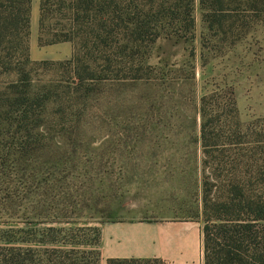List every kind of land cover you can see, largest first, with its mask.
Wrapping results in <instances>:
<instances>
[{
  "label": "rangeland",
  "instance_id": "rangeland-1",
  "mask_svg": "<svg viewBox=\"0 0 264 264\" xmlns=\"http://www.w3.org/2000/svg\"><path fill=\"white\" fill-rule=\"evenodd\" d=\"M142 1L120 0L121 15L128 18V2L140 11ZM40 2L31 0L26 33L0 23V196L13 197V211L0 210V230L53 225L63 236L77 230L79 262L101 264L95 242L107 219L200 215L205 94L231 88L243 126L264 118V2L227 1L221 37L208 33L195 0L192 34H160L141 53L126 55L108 43L96 48L100 36L108 42L132 36L121 20L100 30L104 20L95 7L77 28L89 47L80 38L49 44V29L41 45ZM21 91L32 111L23 122L13 106ZM42 91L45 97L32 100L29 93ZM43 98L49 115L42 123Z\"/></svg>",
  "mask_w": 264,
  "mask_h": 264
},
{
  "label": "trees",
  "instance_id": "trees-1",
  "mask_svg": "<svg viewBox=\"0 0 264 264\" xmlns=\"http://www.w3.org/2000/svg\"><path fill=\"white\" fill-rule=\"evenodd\" d=\"M4 1L8 6L5 16H0V23L8 31L13 26L20 27L26 33L31 0H0V7ZM227 1L229 0H200L203 21L207 24L210 35L214 32L221 37L227 35ZM158 2L159 4L143 0L142 8L134 11L135 13L128 2V18H125L119 8L120 0H41L39 42L44 45L45 30L49 29V44H77V39L80 38V44L85 48L89 47L87 40L78 34L77 28L85 22L94 7L99 14L102 11L99 23L102 20L104 22L99 24L100 30L117 27L120 20L127 23L132 37L108 42L100 36L94 42L96 48L102 43H108L111 51L116 54L126 55L135 51L141 53L144 47L155 43L160 34L179 37L181 34L186 36L193 33L195 0ZM49 18H57L59 23L53 25ZM149 35L154 36L153 39L145 40ZM80 82L84 83L81 77ZM78 86L77 93L83 88L81 84ZM15 87L18 88L19 85ZM29 94L32 100L45 97L44 91ZM25 95L28 94L23 91L17 93L13 103L21 122L27 120L32 113ZM38 107L39 118L43 123L49 115L46 99L43 98ZM199 113L203 154L201 217L204 264H264V118L257 120L252 126H243L234 90L222 87L202 97ZM40 132L41 130H37L38 134ZM17 154L23 155L21 152ZM18 161L21 162L22 157ZM6 195L0 196V210L10 213L13 211V197ZM64 232V229L53 225L44 230L31 227L0 230V264H81L78 257L82 252L76 249L83 243L77 242V230L69 228L68 234L63 236ZM62 237L72 238V241H66ZM97 237L96 247L99 246V229ZM61 244L71 245V249H58ZM109 264L151 262L110 260Z\"/></svg>",
  "mask_w": 264,
  "mask_h": 264
},
{
  "label": "crops",
  "instance_id": "crops-1",
  "mask_svg": "<svg viewBox=\"0 0 264 264\" xmlns=\"http://www.w3.org/2000/svg\"><path fill=\"white\" fill-rule=\"evenodd\" d=\"M98 229L101 264L110 260L204 264L201 212L196 218L113 217Z\"/></svg>",
  "mask_w": 264,
  "mask_h": 264
}]
</instances>
